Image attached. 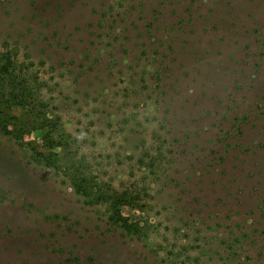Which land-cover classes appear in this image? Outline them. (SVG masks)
<instances>
[{"label":"rangeland","instance_id":"rangeland-1","mask_svg":"<svg viewBox=\"0 0 264 264\" xmlns=\"http://www.w3.org/2000/svg\"><path fill=\"white\" fill-rule=\"evenodd\" d=\"M0 264H264V0H0Z\"/></svg>","mask_w":264,"mask_h":264},{"label":"trees","instance_id":"trees-1","mask_svg":"<svg viewBox=\"0 0 264 264\" xmlns=\"http://www.w3.org/2000/svg\"><path fill=\"white\" fill-rule=\"evenodd\" d=\"M9 66H12V61H11V56L8 54L5 57V64L1 66V73H3L2 75L5 76L6 79L10 78V74H11V70H9ZM10 90L15 91V87L12 86ZM22 93H23L22 95L30 93V89L28 88V85L26 83L23 84ZM22 95H21V97L23 98ZM47 134H48V131L44 132V137H47ZM53 156L56 157L54 154H53ZM42 157H43L44 161L49 163L50 167H52V168L57 167V164H56L57 160H52L51 158L47 159L44 157V155H42ZM78 166H81V165H78ZM76 174H77V172H76ZM69 177H71L70 181H71V184L73 185V187L75 188V190L80 195H82L85 199H87L88 203L92 204L93 202L98 201V200H100V198L104 197L101 193H99L100 192L99 190H98L99 192H94V193L90 192L89 193L87 190V187H86L87 183H85V181H82L79 178V177H81V176H79V174L77 176L75 175V176H69Z\"/></svg>","mask_w":264,"mask_h":264}]
</instances>
